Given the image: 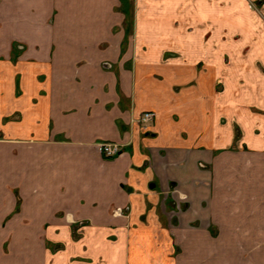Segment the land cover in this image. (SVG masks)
Returning <instances> with one entry per match:
<instances>
[{
	"label": "crops",
	"instance_id": "obj_1",
	"mask_svg": "<svg viewBox=\"0 0 264 264\" xmlns=\"http://www.w3.org/2000/svg\"><path fill=\"white\" fill-rule=\"evenodd\" d=\"M220 4L0 0V264H264V24Z\"/></svg>",
	"mask_w": 264,
	"mask_h": 264
},
{
	"label": "built area",
	"instance_id": "obj_2",
	"mask_svg": "<svg viewBox=\"0 0 264 264\" xmlns=\"http://www.w3.org/2000/svg\"><path fill=\"white\" fill-rule=\"evenodd\" d=\"M155 117L156 114L152 111L143 112L138 118V123L143 129H147ZM98 149L106 158L114 157L122 152L120 144L111 142H100L98 144Z\"/></svg>",
	"mask_w": 264,
	"mask_h": 264
},
{
	"label": "rangeland",
	"instance_id": "obj_3",
	"mask_svg": "<svg viewBox=\"0 0 264 264\" xmlns=\"http://www.w3.org/2000/svg\"><path fill=\"white\" fill-rule=\"evenodd\" d=\"M218 1L221 2L220 7L227 6L225 3L228 2V0H218ZM239 4L241 5V9H242L241 12L243 11L246 13L248 12L250 16L253 15L256 18V22L261 21L264 24V0H237V2L235 1L229 2L227 7L230 8L232 6H237ZM238 11L239 10H237V12ZM237 28L239 29V27Z\"/></svg>",
	"mask_w": 264,
	"mask_h": 264
},
{
	"label": "flooded vegetation",
	"instance_id": "obj_4",
	"mask_svg": "<svg viewBox=\"0 0 264 264\" xmlns=\"http://www.w3.org/2000/svg\"><path fill=\"white\" fill-rule=\"evenodd\" d=\"M152 112H154V111H152ZM154 113L156 114V112H154ZM156 116H157V114H156ZM155 118H156V117H155ZM155 118H154V120H155ZM154 120H153V121H154Z\"/></svg>",
	"mask_w": 264,
	"mask_h": 264
}]
</instances>
